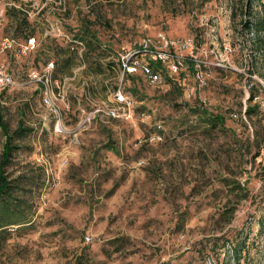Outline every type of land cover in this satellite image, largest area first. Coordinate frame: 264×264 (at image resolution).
I'll list each match as a JSON object with an SVG mask.
<instances>
[{
	"label": "rangeland",
	"instance_id": "374dc122",
	"mask_svg": "<svg viewBox=\"0 0 264 264\" xmlns=\"http://www.w3.org/2000/svg\"><path fill=\"white\" fill-rule=\"evenodd\" d=\"M247 1L0 0V43H24L13 7L35 39L23 53H0L14 79L0 91V159L2 122L12 132L22 121L31 131L15 140L21 148L7 172L37 177L30 228L4 244L0 264H220L244 237L261 253L249 260L244 250L240 264L263 263L264 148L244 111L251 87L260 84L264 99V46L256 40L264 41V0ZM159 34L193 41L192 52L180 51L181 69L153 62L161 76L154 84L139 71L123 73L126 55ZM81 36L85 46L73 54L67 46ZM86 39L99 43L98 54L82 55ZM69 54L77 55L69 71L50 80L47 63ZM93 59L102 71L89 66ZM119 85L134 97L133 117L85 121ZM206 116L220 124L208 128ZM156 132L160 141H145Z\"/></svg>",
	"mask_w": 264,
	"mask_h": 264
},
{
	"label": "trees",
	"instance_id": "16d2710c",
	"mask_svg": "<svg viewBox=\"0 0 264 264\" xmlns=\"http://www.w3.org/2000/svg\"><path fill=\"white\" fill-rule=\"evenodd\" d=\"M11 12L13 13V18H15L17 22L15 26V34H17L20 31L24 32L25 34L22 36L24 43L29 38L31 37L34 38L33 32H31V30L28 27L29 23L26 14L21 19H18L14 7L11 10ZM244 12L246 13V11ZM251 23H252L251 21L247 20L243 23V26H245L249 31L251 29L250 28ZM254 26L256 27L255 30H258L256 22H254ZM82 40L83 37L81 36V39L79 40L81 42L80 44L78 43L69 44L67 46L68 50L72 51L73 54H77L78 52L77 47L85 46ZM256 40L259 46H264L263 40L259 39V37H257ZM86 44L88 45L87 52L84 51L82 54L85 55V57H87L86 54H88V52L98 54L99 50H101L99 43H97L96 41L94 42V41H90V39H86ZM103 50L107 52L106 54H110L109 56H111L112 54L113 57L114 53H112L111 51H107L106 49ZM69 56L63 58V61L61 63L60 61H56V62L53 61V69L51 72L50 80L56 81V79L58 78L57 74H59L60 71H62L63 74L69 71L67 70V67L68 65L71 66L70 64L71 59L77 55L72 56L69 54ZM119 61L117 60V65L121 69L120 67L121 61L120 62ZM111 63H107V65L113 67V64ZM59 65H61V67ZM100 65L101 64L96 59H93L91 62H89V66L91 67L95 66L93 70L96 72L102 71L103 67ZM154 69L158 70V67L154 66ZM167 80L171 82L170 79ZM257 85L259 87L253 86L248 91V97H247L248 105L246 106L244 114L249 118L250 121H253V125L255 128V135L253 136L254 139L253 142H255L258 145V147L261 146L264 148V129L263 131H261L262 128L261 130H259L256 127L257 124H261L260 125L261 127L264 126V111L260 108L259 98H258V96L260 95V90H259L260 84ZM176 88L179 89V86H177ZM40 90L41 92H43L44 88L40 86ZM123 91L125 93H128L126 90ZM203 120L206 121V123L209 125L208 128L214 129L218 126V124H220L221 117L206 116L205 118H203ZM0 123H1V117H0ZM1 125L3 129V133L5 134V143H4V150L2 152V157L0 159V249L12 237V235L14 234L21 235L28 232L34 214V209L32 208L33 204L31 203L29 198L31 197V194L29 193H31L32 191L31 186L37 184V177L34 178V176H30L27 174H20L13 178L7 172V168L12 163V159L15 157V153L18 152V150L21 148L20 146L15 145V140L26 138L29 132L31 131V128L25 127L22 121H19L17 127L12 132H9L3 122ZM228 240L229 239H227L226 242H229ZM246 240L247 238L244 237L241 241H238L236 243H231L232 245H229V248L231 250V255L229 256L228 254L225 253L220 264H240V260L245 256L243 255L244 250L246 251L247 256L249 257V260L251 258L253 259V257L260 256L261 253L260 248L257 246L256 249L252 245L251 246L246 245ZM250 247L255 249L253 255H249ZM261 259L263 260L262 264H264V249ZM74 264H87V263L78 259L77 261H75ZM255 264H261L258 258L256 259Z\"/></svg>",
	"mask_w": 264,
	"mask_h": 264
},
{
	"label": "built area",
	"instance_id": "2783aa9c",
	"mask_svg": "<svg viewBox=\"0 0 264 264\" xmlns=\"http://www.w3.org/2000/svg\"><path fill=\"white\" fill-rule=\"evenodd\" d=\"M35 39L33 37L29 38L25 43L18 42L14 38L5 37L0 43V53L5 50H15L17 52H25L34 47ZM176 49V50H173ZM194 49V44L191 39H185L183 41H173L166 39L162 34H159L155 39H150L149 37H144L138 43V46L126 55L125 59L122 60L123 73L126 71L128 73L139 71L150 83H157L161 80V76L158 71L154 69L153 62L159 63L161 66H165L171 72H177L181 69L184 62V57L181 55L180 51L187 50L192 52ZM226 53L230 52V47H225ZM146 55L150 60H143L139 56ZM124 58V57H122ZM121 61V57H120ZM53 69V61L47 63L45 70L50 73ZM126 70V71H125ZM196 78L202 84L203 76L201 72L196 69ZM37 80H40L38 78ZM49 81V78H46ZM14 79L12 73L6 68V66L0 61V91L13 85ZM44 85V101L48 102V93L51 92L48 86ZM260 108L264 109V99L259 100ZM135 100L131 94L125 93L121 89V85L117 86L111 92V99L108 104H105L102 108H93L88 114L85 121H89L91 118L104 113L107 118L112 119H131L133 117ZM56 111V110H55ZM57 112V111H56ZM58 113V112H57ZM141 116H144L145 112H141ZM57 132H61L59 123L56 122L54 126ZM160 128V125H157ZM161 135L156 132L149 135L145 141L155 142L161 140ZM88 240V237H86Z\"/></svg>",
	"mask_w": 264,
	"mask_h": 264
}]
</instances>
